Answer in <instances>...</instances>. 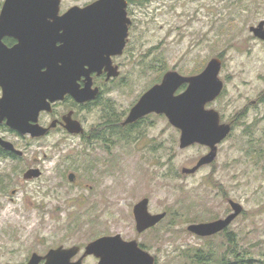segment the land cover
I'll list each match as a JSON object with an SVG mask.
<instances>
[{
    "label": "rangeland",
    "instance_id": "obj_1",
    "mask_svg": "<svg viewBox=\"0 0 264 264\" xmlns=\"http://www.w3.org/2000/svg\"><path fill=\"white\" fill-rule=\"evenodd\" d=\"M92 1L61 0L60 11ZM128 11L136 24L133 59L97 106L78 110L87 125L110 120L101 138L84 144L61 131L33 141L15 137L30 145L24 158L0 159V264L113 234L137 239L156 264H264V42L249 30L264 19V0H135ZM212 57L222 60L219 78L227 91L207 107L233 128L211 166L185 174L181 169L194 166L204 146L180 148L178 130L161 115L135 127L120 122L165 71L192 75ZM105 104L111 107L103 118ZM33 164L41 176L27 180L23 173ZM143 197L150 212L170 210L172 219L177 211L174 224L137 233L132 209ZM227 199L243 210L226 232L200 237L187 230L192 222L224 217L231 211ZM198 251L205 263L189 257ZM84 262L95 264V258Z\"/></svg>",
    "mask_w": 264,
    "mask_h": 264
},
{
    "label": "water",
    "instance_id": "obj_2",
    "mask_svg": "<svg viewBox=\"0 0 264 264\" xmlns=\"http://www.w3.org/2000/svg\"><path fill=\"white\" fill-rule=\"evenodd\" d=\"M60 2L4 0L0 9V38L10 35L18 40L9 49L1 46L0 42V85L3 89L0 116L6 118V124L20 134L38 137L46 133L47 128L38 124L37 116L40 110H49V101L59 100L66 93L77 102L94 98L97 88H91L89 72H100L105 67L108 77L118 75L117 68L111 65L110 50L106 44H113L114 37L121 35V48L124 45L129 21L127 0H94L83 7L71 6L61 14ZM106 28L114 30L108 33ZM249 30L253 36L264 41V19L250 26ZM220 68V58L212 57L195 75L165 71L161 81L149 87L129 109L123 124L149 113H164L169 122L181 131L180 148L195 142L209 146L210 151L194 166L181 169L185 174L194 173L201 165L213 160L216 144L230 132L229 124L219 123L217 111L204 107L222 88L218 76ZM81 75H86L87 81L83 88H78L76 79ZM183 83H187V87L175 94ZM63 124L69 133L83 131L81 124L71 118V113L64 116ZM0 145L20 153L10 141L0 138ZM39 174L38 169H29L23 177H38ZM74 177L73 173L68 174L69 181H73ZM148 203L149 199L143 197L133 206L137 232L154 226L165 215L164 212L150 213ZM229 204L232 211L226 217L193 222L188 224L187 230L198 236H210L223 230L243 210L241 204L232 199ZM78 251L77 245L50 249L44 264H82L81 260L70 262ZM83 254L98 257V264L154 263L153 256L140 249L136 240H124L120 234L103 235L90 241L85 245ZM38 257L33 253L27 264H36Z\"/></svg>",
    "mask_w": 264,
    "mask_h": 264
},
{
    "label": "flooded vegetation",
    "instance_id": "obj_3",
    "mask_svg": "<svg viewBox=\"0 0 264 264\" xmlns=\"http://www.w3.org/2000/svg\"><path fill=\"white\" fill-rule=\"evenodd\" d=\"M133 1H135V0H127L126 11H127V16L129 18V21L126 24L124 45L121 48L120 42L123 39L121 35H117V36L114 37L115 38V42L113 44H111V43H107L106 44V47L110 50L109 58H110L111 65H112V67L115 66L117 68L118 75L115 76V77H108L107 76V71L105 70V67H103L100 72L91 71V72H89V77L91 79V88L92 89L93 88H97V93H96V96L94 98L87 99V100H84L82 102H77L70 94L66 93L59 100L49 101V103H50L49 110L48 109L47 110L46 109L40 110L38 112V116H37L38 124L40 126H42L43 128H47V131H46V133L43 136H38V137L37 136H31L30 134H27V133L26 134H20L19 132H17L16 130L10 128L6 124V118H1V116H0V138H2L4 140H7V141H10L13 144L14 149L16 151L20 152V153H17L15 151H11V150L5 149L4 147H2L0 145V159H9V160H17L18 159L19 160V159H23L24 158V156L26 154V151H27V149L29 148L30 145H22V146H20L17 143V140L15 139V137L18 138V139H20V138L21 139H29L30 141H33V140H38L41 137H46V136H48V135H50L52 133H56L57 131H61L63 133H66L69 136H78L80 138V140L82 141V143H84V144H86V143L90 144V141L92 142L95 139H97L96 137L100 135V128L105 126V125H100V123H101L100 121L97 124H95V125H87L86 119L79 117L78 110L79 109L87 110L88 108H90V107H92L94 105L97 106L98 105V101H100L103 98V95L106 94L105 92H108L107 91L108 86L113 84L115 81H117V80H119L121 78L122 69L124 68V64H125L126 60L128 59V61L131 62V60L133 59L134 54H135L134 35H135L136 24H135L134 20L132 19V17L129 16L130 14H129V11H128L129 4L131 2H133ZM3 2H4V0H3ZM3 2L0 5V9L2 7ZM83 6H85V5H83ZM83 6H80V7H83ZM70 7H68L67 9H69ZM65 11H63V12H65ZM63 12L60 11L59 13L61 14ZM47 21L51 22L52 20L51 19H47ZM106 30H107L108 33H112V30H114V29L106 28ZM108 36H112V34H108ZM261 41L264 42L263 40H261ZM0 42L2 44L1 46H4V48L9 49V48H12L14 45H16L18 43V40L15 37H13V36L3 35L0 38ZM57 44H59V43H57ZM132 63H133V61H132ZM221 66H222V60H221ZM43 70H45V68H43ZM201 71H202V69L198 70L197 72L194 73V75L200 73ZM86 81H87L86 75H81L79 78L76 79L77 87L78 88H83L85 86V84H86ZM221 81H222V88H221L219 94L214 99H212L211 101L205 103V105H204L205 109H213V110L218 112V110H216L214 107H207V105H209L210 103L212 104V103L216 102V100L219 99L222 95H224V93L227 91L226 82L223 79H221ZM180 87H182L181 91H179V92H177L175 94L181 93L187 87V83H183ZM2 95H3V89H2V87L0 85V98L2 97ZM59 108H61L62 110L58 111ZM68 113H71V118L72 119L77 120L81 124V126L83 128V131L81 133L72 134V133H69L65 129L64 124H63V118ZM152 114L161 115V116L165 117L167 122L172 127H174L175 129L178 130V133H179V136H180V133H181L180 129L175 127V126H173L169 122L167 116L164 113H161V114L154 113V112L153 113H149V114H146V115L138 118L134 122L127 123V124H123V121H124V119H123V121L120 122V125L122 127H125V126H127V127H135V125L139 124L146 117H148V116H150ZM218 114H219V123L229 124L230 125V132H231V130L233 128V123L231 121H229V122L222 121L221 120V115H220L219 112H218ZM52 124H53V127L51 126ZM108 125H110V124H108ZM108 125H106V126H108ZM230 132L225 136V138H223L219 143L216 144L215 156H214L213 160L211 162H209V163L201 165L198 169H200L203 166H211L212 165V163H213V161H214V159H215V157L217 155V150L219 148V145H221V142L227 138V136L230 134ZM11 136H13L14 138L11 137ZM193 144L202 145V146H204L207 149V152L204 153L202 156H200L199 159L201 157H203L204 155H206L210 151L209 146H206V145H203V144H200V143H197V142H195ZM263 149H264V141H263ZM262 162H264V158H263ZM263 167H264V165H263ZM29 169H38L40 171L39 176H41L42 171L40 170V168L34 166V164L31 165V166H27L25 172L28 171ZM24 173H23V175H24ZM34 178H37V177H30V178H25V179L31 180V179H34ZM229 200L230 199H227V203L228 204H229ZM229 207H230V204H229ZM229 209L232 211L231 207ZM161 212L165 213L164 217L159 222H157L154 226H152L150 228H147L146 230H143L142 232H146L148 230L156 229L159 226V224H161L164 221H168V223L170 225H172L175 222L174 218L178 217V215H177L178 212L177 211H174L175 214H173V215H175V216H173L172 219L169 218L171 216V213H172L170 210H163ZM150 213L156 214V213H160V212H150ZM229 213L225 214L224 217H226ZM132 214H133V212H132ZM133 217H134V215H133ZM224 217H219L217 219L224 218ZM217 219H214V220H217ZM134 221H135V219H134ZM197 223H199V222H197ZM228 226L226 228H224L223 230L219 231L218 233L226 232ZM135 229H136V227H135ZM142 232H137V233H142ZM124 240H127V241L136 240L137 244H138V247L140 249L148 252L150 255H152L153 258H154V263L153 264H156V261H157L156 257L148 250V248L145 245L141 244L135 238H133V239H124ZM59 246H63V245H59ZM78 246H79V251L70 258V262H76L78 260H81V263L85 264V262H84L85 259L88 256H93L95 258V264H98V262H99V258L98 257L94 256L93 254L84 255L83 253H84V250H85V246L84 247H81L80 245H78ZM57 247L58 246L50 247L47 250H45L44 252H34L33 251L32 253H30L28 255V257L26 259L22 260L20 262V264H27V262L29 261V259L31 258L33 253H36L39 256L37 258V263L36 264H44L46 262L45 255L49 252L50 249H54V248H57ZM63 247H65V246H63ZM13 261L14 260H12L10 258H7L3 262V264H14Z\"/></svg>",
    "mask_w": 264,
    "mask_h": 264
},
{
    "label": "trees",
    "instance_id": "obj_4",
    "mask_svg": "<svg viewBox=\"0 0 264 264\" xmlns=\"http://www.w3.org/2000/svg\"><path fill=\"white\" fill-rule=\"evenodd\" d=\"M144 1H145V0H137V3H138V4H142ZM241 1H243V0H241ZM110 107H111V106H108V104H105V106H104V108H103V109H104V115H103V118H105V115H106L107 117L109 116ZM109 122H110V120H109L108 122H106L105 125L110 124ZM114 124H116V122H115ZM107 127H108V126H107ZM111 127H112V126H109V128H111ZM114 129H115V127L113 128V132H114ZM118 129H122V128H117V129H116L115 132H116L117 134H119V132H120V130H118ZM122 137H126V136L123 135ZM96 138H97V139H100V138H101V135L97 136ZM231 236H232L231 233H228V234H227L226 238H227L228 242H231V240L233 239ZM230 254H231L232 257L234 258V260H237V261H235V263H238V262H239L238 259L240 258V254L237 252V248H236V247H233V248L230 249ZM189 257H191V258H195V259H197L198 262H201V263H205V261H207V260L205 259V255H204L201 251L194 252L193 254H190ZM242 262H243V260H242L240 263H242ZM222 263H225L224 258H223V260H222ZM240 263H239V264H240ZM248 264H251V259L248 260Z\"/></svg>",
    "mask_w": 264,
    "mask_h": 264
}]
</instances>
